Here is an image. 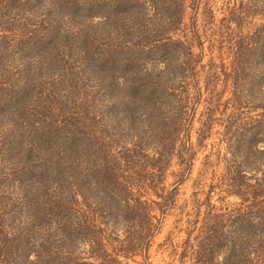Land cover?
I'll return each instance as SVG.
<instances>
[{
    "label": "trees",
    "instance_id": "16d2710c",
    "mask_svg": "<svg viewBox=\"0 0 264 264\" xmlns=\"http://www.w3.org/2000/svg\"><path fill=\"white\" fill-rule=\"evenodd\" d=\"M216 3L0 0V264H152L176 209L169 264H264V0Z\"/></svg>",
    "mask_w": 264,
    "mask_h": 264
},
{
    "label": "rangeland",
    "instance_id": "374dc122",
    "mask_svg": "<svg viewBox=\"0 0 264 264\" xmlns=\"http://www.w3.org/2000/svg\"><path fill=\"white\" fill-rule=\"evenodd\" d=\"M217 7H220L223 3V0H216ZM218 16H221L220 13H218ZM52 64L49 66L48 70H45L43 72V83L45 85V92H49L52 96L50 99L49 106L51 108H54V111L52 113V116L57 118L58 120L64 121V118L69 116V114L74 110L73 108V103L68 100L69 94L67 91L68 86L66 84L59 82L58 79V74L60 73V69L54 68L52 69ZM89 73V69L87 68L86 70ZM60 76V75H59ZM86 77L83 75V73H79L78 78ZM77 83V82H76ZM74 85V83H71ZM78 86V83H77ZM117 95V90L115 92V96ZM106 97V96H104ZM106 101H109L108 98H106ZM197 125V123L195 124ZM114 136L119 137L120 129L118 128H113L110 131ZM211 140H216V135L212 137ZM126 141L124 138H120V141L118 145L123 144ZM209 147V146H208ZM209 151V148H207L205 151L202 153H199L198 158L195 162V166L193 169V173L191 177L186 180L183 184L179 186V194H178V200L177 203L178 205L182 203L184 198H187L190 196L192 191L198 190L196 186H194V181L197 178V172L200 170L201 167V161L204 160V154H206ZM177 166H172L170 170H176ZM168 171V173H169ZM210 176V174L208 175ZM173 181V177L171 175H168L167 177V184L171 183ZM204 181L209 183V178L204 179ZM200 189V188H199ZM204 189H207V187H204ZM234 198H229V201H234ZM179 209H176L175 211L171 212V215L167 217L165 224L163 226L162 232L156 236L154 239L150 250H149V260L152 264H169L172 260L169 258V254L167 250H164L163 247H159L158 244L161 243L165 237L169 234V231H172L174 229L175 220L179 217L177 215ZM182 233L180 232H172V237L174 238L175 241L181 239ZM136 262L129 260V263L131 264H138V262L141 261V257L138 256L136 257ZM176 263V262H173Z\"/></svg>",
    "mask_w": 264,
    "mask_h": 264
}]
</instances>
